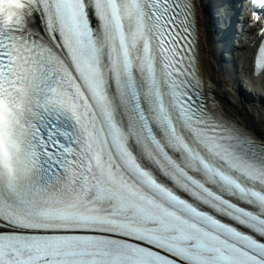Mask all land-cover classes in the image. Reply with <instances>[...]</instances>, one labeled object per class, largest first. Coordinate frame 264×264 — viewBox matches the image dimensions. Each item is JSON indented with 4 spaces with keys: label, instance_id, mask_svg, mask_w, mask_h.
<instances>
[{
    "label": "snow or ice",
    "instance_id": "obj_1",
    "mask_svg": "<svg viewBox=\"0 0 264 264\" xmlns=\"http://www.w3.org/2000/svg\"><path fill=\"white\" fill-rule=\"evenodd\" d=\"M195 32L193 0H0V264H264V136Z\"/></svg>",
    "mask_w": 264,
    "mask_h": 264
},
{
    "label": "bare ground",
    "instance_id": "obj_2",
    "mask_svg": "<svg viewBox=\"0 0 264 264\" xmlns=\"http://www.w3.org/2000/svg\"><path fill=\"white\" fill-rule=\"evenodd\" d=\"M199 14V25L201 28V70L207 84L211 87V94L215 98L218 106L222 109L224 117L234 121L241 127L254 132L258 136H264V100L254 96L252 100H244L238 83L233 76L231 82H228V76H231L230 70L224 69L221 63H218V56L214 52L215 48L208 34V0H196ZM248 59L239 62L247 70ZM241 72H246L241 69ZM248 79V75H246ZM254 87L264 88L259 79L250 80ZM235 88H238L235 90ZM257 91H255L256 93Z\"/></svg>",
    "mask_w": 264,
    "mask_h": 264
}]
</instances>
